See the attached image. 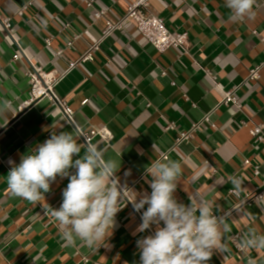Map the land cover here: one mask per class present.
I'll list each match as a JSON object with an SVG mask.
<instances>
[{
  "label": "crops",
  "instance_id": "obj_1",
  "mask_svg": "<svg viewBox=\"0 0 264 264\" xmlns=\"http://www.w3.org/2000/svg\"><path fill=\"white\" fill-rule=\"evenodd\" d=\"M90 1L93 8L79 0H0V19H12L25 54L14 60L18 47L0 23V99H11L15 109L0 116V264H140L137 241L156 229L152 225L138 231L147 205L137 212L126 197L106 246L93 250L79 241L67 246L47 210L59 209L69 179L58 176L45 201L34 205L10 195L7 175L52 132L79 138V131H104L106 138L95 137L91 144L117 160L120 167L113 179L138 203L151 193L148 165L194 125L200 126L169 153V159L184 166L174 197L186 206L190 197L214 199L213 214L232 225L222 238L231 251L213 250L208 264H247L249 256L232 239L251 225L264 231V200L242 203L231 193V181H242L237 190L242 198L264 182V146L250 135L253 127H264V0H257L254 19L239 22L229 19L225 0H151V13L169 30L189 36L186 50L159 52L126 23L101 43L93 61L70 70V64L101 40L106 21H119L130 5V0ZM97 10L107 12L104 19L95 20ZM47 39H52L51 46ZM259 66V79L249 80ZM33 67L48 75L46 80L64 75L54 93L74 110L73 123L47 98L20 110L31 97L27 74L36 72ZM234 90L240 108L222 105L226 93ZM207 115L210 120L204 121ZM171 124L174 129L168 130ZM246 160L251 164L245 166ZM250 255L264 264V251Z\"/></svg>",
  "mask_w": 264,
  "mask_h": 264
},
{
  "label": "clouds",
  "instance_id": "obj_2",
  "mask_svg": "<svg viewBox=\"0 0 264 264\" xmlns=\"http://www.w3.org/2000/svg\"><path fill=\"white\" fill-rule=\"evenodd\" d=\"M256 2L225 0L229 19L233 22L254 19ZM14 110L11 99H0V116ZM80 139L71 132H52L50 138L24 154L18 165L13 164L7 175L10 195L34 205L45 201V194L50 192L51 183L58 176L69 179L59 209L49 206L47 210L58 223L59 234L67 246H75L77 241L93 250L106 246L116 215L127 197L137 212L147 205L141 214L139 232L156 225L153 235L137 241L140 264H208L213 250L231 251L228 240L222 238L232 231V225L213 214L214 199L190 197L191 203L186 206L174 197L184 174L182 162L152 160L147 167L152 177L151 193L137 203L135 195L130 193L132 199H129L126 190L122 191L113 179L120 167L117 160L106 158V150L97 144L78 143ZM231 182L235 190L241 188L239 178ZM236 243L249 256L247 264H258L250 254L264 251V231L251 225Z\"/></svg>",
  "mask_w": 264,
  "mask_h": 264
},
{
  "label": "built area",
  "instance_id": "obj_3",
  "mask_svg": "<svg viewBox=\"0 0 264 264\" xmlns=\"http://www.w3.org/2000/svg\"><path fill=\"white\" fill-rule=\"evenodd\" d=\"M84 3H86L88 8H93L94 1L90 0H79ZM150 2L151 0H130V5L128 6V9L126 13L122 16V18L117 22H112L110 20L106 21V25L104 30L102 31V37L101 40L98 41L96 44H94L84 55H82L79 60L76 63L70 64V70L75 68L78 63H85L87 61H93L94 60V52L99 51L101 43L104 42V40L114 33L115 31H119L124 27V24L131 23L133 24L136 29L139 31V33L151 44L153 45L159 52H165L168 49L176 48L180 50H186L187 44H188V37L186 33H178L173 32L169 30L167 27L165 21L158 17L157 15L150 12ZM28 9V6L23 7L19 12L18 15H23L24 12ZM105 10H97L94 14L95 20H101L104 19L106 15ZM1 27L4 30V32L7 34V36H10V38L13 40V42L17 45L18 51L14 55V60H19L21 57L25 54L23 50L20 48L15 36H14V29L12 27V19L11 18H1L0 19ZM52 39H47L46 43L48 46H51ZM261 43L264 46V37L261 39ZM69 45H72L70 43ZM63 51H59L58 55H61ZM34 68V67H33ZM35 69V68H34ZM262 69V66L256 67L251 70L249 75V80H258L260 75V71ZM36 72H34L33 69L29 70L28 77L31 81V97L28 101L23 103V106L20 107V110H24L27 107L31 106L33 103L37 101H42V99H49L53 106H56L57 108H60L63 110L66 118L73 123L72 117L74 116V110L61 101L54 93V86L61 81L64 78V75L57 79L47 78L45 74H43L40 70L35 69ZM236 92L231 91L226 93L224 100L222 101V105H229L234 104L238 106V101L236 98ZM87 100L83 101V105L87 104ZM240 108V106H238ZM210 115H207L204 119V121H209ZM200 125H194L192 129H190V132L182 135L180 139L176 142V144L172 147L171 150L167 154H165L163 157H161L160 160H168L169 159V153H171L174 149L179 147L184 141L188 140L191 136V133L197 129ZM245 126L247 124L245 123ZM244 126V127H245ZM174 129V124H171V126H168V130ZM80 136L83 139V141L91 144L93 139L95 137H101L103 139L106 138V133L104 131H91L89 133H83L81 131ZM250 135L259 143L264 146V127L263 126H255L252 129H250ZM250 161L246 160L244 165L248 166L250 165ZM254 175L258 176L260 175V169L258 167H255L254 169ZM235 197H237L242 203L245 204H253L255 202L263 201L264 200V182L261 187L257 188L253 195L251 196H245L242 198L241 194L237 190H233L231 192ZM239 238V235L235 236L232 239V242L234 243L235 247L239 249L236 243V239ZM241 251V250H240Z\"/></svg>",
  "mask_w": 264,
  "mask_h": 264
}]
</instances>
